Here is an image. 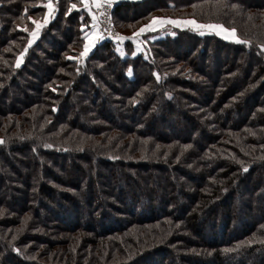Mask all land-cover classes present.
Here are the masks:
<instances>
[{
    "label": "trees",
    "instance_id": "trees-1",
    "mask_svg": "<svg viewBox=\"0 0 264 264\" xmlns=\"http://www.w3.org/2000/svg\"><path fill=\"white\" fill-rule=\"evenodd\" d=\"M38 1L0 0V264H264V0L118 1L123 36L168 13L249 41L123 56H81L88 11Z\"/></svg>",
    "mask_w": 264,
    "mask_h": 264
},
{
    "label": "snow or ice",
    "instance_id": "snow-or-ice-1",
    "mask_svg": "<svg viewBox=\"0 0 264 264\" xmlns=\"http://www.w3.org/2000/svg\"><path fill=\"white\" fill-rule=\"evenodd\" d=\"M113 0H80L81 5L84 9L88 11V14L92 18V26L94 29L98 27V17L96 13L92 11V5H94L97 9L101 8L102 3H107L109 6H111ZM43 7L48 9L49 13H52L54 11V5L52 3V0H46L45 3H43ZM73 9H77L76 3H71L67 12L65 14H68L72 12ZM27 11V9H25ZM29 20L32 21V24L35 25V28L32 30V36H38L40 28L43 27L44 24H47L49 16L48 14L45 15L43 24L37 19H33L31 16L28 17ZM110 19V18H109ZM165 25H172L179 28H191L194 31H199L201 35L204 34V30H207L209 32H214L218 36H222L226 40H233L237 43L242 44H248L249 41L247 40H241L235 32V29H227L222 24H214V23H208V24H202L197 22L195 19H174L171 17H153L150 22L146 25H143L140 29H138L137 32H134L132 36H123V35H116V39L119 41L124 40H135L138 36L144 34L145 32L149 31H156L159 28H163ZM83 27V26H82ZM25 31L28 29L25 28ZM97 35L99 39H103L102 35H99L98 32L96 33H86L84 36V50L80 53L81 56H86L88 54L89 49L92 47V43H89V37L92 35ZM172 35H175L173 32ZM29 44L32 43V40H29ZM7 50V49H6ZM119 51V49H117ZM137 50H139V46L137 47ZM27 51V48L24 49L20 53V57H23ZM120 54L123 56L124 53L121 51ZM136 53H133L135 55ZM19 64V60H18ZM18 66V65H17ZM129 75H131V70H129Z\"/></svg>",
    "mask_w": 264,
    "mask_h": 264
},
{
    "label": "rangeland",
    "instance_id": "rangeland-1",
    "mask_svg": "<svg viewBox=\"0 0 264 264\" xmlns=\"http://www.w3.org/2000/svg\"><path fill=\"white\" fill-rule=\"evenodd\" d=\"M78 1H80V0H77V2ZM40 4H43L41 1H38ZM114 5H115V3H113ZM92 8H93V12H94V9H95V6L94 5H92ZM77 9H81V7H79L78 8V6H77ZM161 14H164V15H160V14H155L153 17H171V16H169L168 15V13H161ZM153 17H151V19L153 18ZM42 18V16H38V19L37 20H40ZM172 18V17H171ZM43 19V18H42ZM41 19V20H42ZM150 19V20H151ZM174 19H178V18H174ZM180 19V18H179ZM183 19H194V18H183ZM90 21H89V24H88V27L90 26V23H91V19H89ZM150 20H148L146 23H145V25L146 24H148L149 22H150ZM196 20V19H195ZM197 21V20H196ZM198 22V21H197ZM200 23V22H199ZM202 24H208V23H204V22H202ZM214 24H222V23H214ZM114 25H115V22H114ZM223 25V24H222ZM143 26V25H142ZM141 26V27H142ZM224 26V25H223ZM98 27H99V25H98ZM116 27V29L119 31V33H121L122 31H124V30H119L118 28H117V26H115ZM141 27H139L138 29H140ZM225 28H227V29H230V28H228V27H226V26H224ZM173 28H175V26H172V25H165L163 28H159V29H157L156 31H154L155 33H158L157 34V36L159 37V38H161V37H163V36H165L166 35V31H173L172 29ZM177 28H179V27H177ZM138 29H136V30H134L133 32H137L138 31ZM180 29H184V28H180ZM99 35H101V29H100V27H99ZM150 32H151V34H150ZM199 32V31H198ZM147 33V34H146ZM152 31H149V32H145L144 34L149 38L150 37V35H152ZM200 33V32H199ZM206 33H214V32H209V31H207V30H204V34H206ZM122 34V33H121ZM203 34V35H204ZM201 35V34H200ZM157 36H153L152 38H155V37H157ZM39 37V36H38ZM37 36H35L33 39H32V42L33 41H35L36 40V38H38ZM220 37H222V36H220ZM140 38H143V34L142 35H140V36H138L137 38H135V40H130L131 42H132V44H133V50H132V52L131 51H128V49H126L125 47H124V49L123 48H121V49H119V51H123L124 50V53L125 54H127L128 52H130L131 53V55H133V53H139L140 51H141V45L140 44H138V42H139V40H140ZM223 38V37H222ZM156 39V38H155ZM101 40H104V39H101ZM226 40V39H225ZM227 41H229V40H227ZM230 41H233V40H230ZM117 43L119 44V47L123 44V41H117ZM146 45V44H145ZM117 46V45H116ZM139 46V50H137V47ZM135 54V55H136ZM79 59H82V58H79ZM209 73L212 75V76H214V71H212V70H210L209 71Z\"/></svg>",
    "mask_w": 264,
    "mask_h": 264
},
{
    "label": "built area",
    "instance_id": "built-area-1",
    "mask_svg": "<svg viewBox=\"0 0 264 264\" xmlns=\"http://www.w3.org/2000/svg\"><path fill=\"white\" fill-rule=\"evenodd\" d=\"M114 8L115 5L113 3L111 6L107 3H102L101 8L97 9L95 7L94 9V13L98 17V25L103 39L115 38L117 34L121 35L114 25Z\"/></svg>",
    "mask_w": 264,
    "mask_h": 264
},
{
    "label": "crops",
    "instance_id": "crops-1",
    "mask_svg": "<svg viewBox=\"0 0 264 264\" xmlns=\"http://www.w3.org/2000/svg\"><path fill=\"white\" fill-rule=\"evenodd\" d=\"M118 1H124V0H113L112 3H116ZM130 1H137V0H130ZM92 11H93V8H92ZM90 19H91V23H90V26L88 27V29L86 30V33H96V32H100L99 31V27H97L96 29L93 28L92 26V18L90 16ZM100 34V33H99ZM101 39L98 38L97 35H92L89 37V43H92L94 41V43H92V47L89 49L88 53L96 46L97 43L100 42Z\"/></svg>",
    "mask_w": 264,
    "mask_h": 264
}]
</instances>
